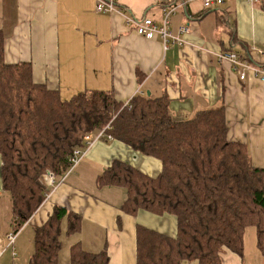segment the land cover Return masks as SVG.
<instances>
[{
    "label": "crops",
    "instance_id": "0c3cea01",
    "mask_svg": "<svg viewBox=\"0 0 264 264\" xmlns=\"http://www.w3.org/2000/svg\"><path fill=\"white\" fill-rule=\"evenodd\" d=\"M123 12H101L97 0H0V31L7 63L30 62L33 79L57 90L62 99L86 89H102L126 103L134 95L168 96L174 118L188 119L197 111L223 106L228 138L246 145L255 166L264 168V80L252 72L240 79L228 60L218 54L233 51L264 63V0H223L205 8L204 0H117ZM170 29L182 44L165 45L161 37L140 36L127 15L149 16L160 25L172 5ZM189 31L180 34V27ZM126 161L156 176L162 162L116 139L95 142L65 175L42 176L49 193L41 207L8 246L12 198L0 177V239L6 247L0 264H30L35 227L55 206L77 213L81 227L68 234L62 220L58 264H73L72 245L85 250L106 249L110 264L137 263V226L169 236L177 234V217L140 209H121L123 186L98 185V177L114 160ZM2 158L0 155V168ZM65 224V226H64ZM221 264H264L256 230L245 233L244 255L223 248ZM182 264H198L187 260Z\"/></svg>",
    "mask_w": 264,
    "mask_h": 264
},
{
    "label": "trees",
    "instance_id": "16d2710c",
    "mask_svg": "<svg viewBox=\"0 0 264 264\" xmlns=\"http://www.w3.org/2000/svg\"><path fill=\"white\" fill-rule=\"evenodd\" d=\"M107 125L106 135L158 158L162 169L152 176L117 159L99 175L98 185L123 186L126 213L144 209L177 217L176 236L137 226L136 264H221L223 248L244 255L248 227L255 228L264 252V168L252 163L244 143L228 138L223 106L177 119L165 95L137 94L125 105L110 91L86 89L62 99L34 81L30 62L5 61L0 31V177L12 198L15 232L46 199L42 176L65 175L85 136ZM64 218L68 234L80 229L77 213L55 206L35 227L30 264H58ZM70 259L110 264L106 249L90 252L79 243L72 245Z\"/></svg>",
    "mask_w": 264,
    "mask_h": 264
},
{
    "label": "built area",
    "instance_id": "2783aa9c",
    "mask_svg": "<svg viewBox=\"0 0 264 264\" xmlns=\"http://www.w3.org/2000/svg\"><path fill=\"white\" fill-rule=\"evenodd\" d=\"M223 0H204L205 8H211L215 4L222 3ZM178 8V5H172L167 10H165L162 23L158 25L153 18L149 16H144L142 18H136L134 15H127L126 20L134 24L136 32L147 39H152L155 37H161L165 45H168L170 42L181 43L182 37L178 35H174L172 30L170 29V16L174 14L175 10ZM96 9L101 12H123V8L118 5L117 0H97ZM189 31V27L187 25L180 27V34ZM218 58L220 60H228L231 62L233 69L235 72L239 74L240 79H245L247 74L252 72L256 77L264 80V63L262 62H253L247 57L240 56L236 52L233 51H224L218 54ZM128 105V102L125 103ZM110 125H107L100 132L91 135L90 133L85 136V146L76 148L73 154L70 156L69 160L71 162V170L86 154L87 150L98 140L103 138L111 139L110 135L105 134V130L109 128ZM44 175L54 178V175L50 172L45 173ZM49 193L46 194V198ZM17 232L12 231L7 234L8 238V246H12L14 244ZM6 247L1 245L0 239V257L4 253Z\"/></svg>",
    "mask_w": 264,
    "mask_h": 264
},
{
    "label": "rangeland",
    "instance_id": "374dc122",
    "mask_svg": "<svg viewBox=\"0 0 264 264\" xmlns=\"http://www.w3.org/2000/svg\"><path fill=\"white\" fill-rule=\"evenodd\" d=\"M91 135H94V133H91ZM64 226H65V224H64Z\"/></svg>",
    "mask_w": 264,
    "mask_h": 264
}]
</instances>
